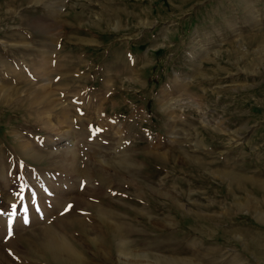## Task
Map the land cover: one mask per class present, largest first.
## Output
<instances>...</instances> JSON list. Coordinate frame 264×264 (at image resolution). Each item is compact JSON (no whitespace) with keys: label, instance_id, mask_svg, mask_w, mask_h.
Listing matches in <instances>:
<instances>
[{"label":"rangeland","instance_id":"obj_1","mask_svg":"<svg viewBox=\"0 0 264 264\" xmlns=\"http://www.w3.org/2000/svg\"><path fill=\"white\" fill-rule=\"evenodd\" d=\"M0 264H264V0H0Z\"/></svg>","mask_w":264,"mask_h":264},{"label":"bare ground","instance_id":"obj_2","mask_svg":"<svg viewBox=\"0 0 264 264\" xmlns=\"http://www.w3.org/2000/svg\"><path fill=\"white\" fill-rule=\"evenodd\" d=\"M5 198V197H4ZM8 198V197H7ZM6 198V199H7ZM65 252H67L68 253V256H69V258H72V252L71 251H69V249L68 248H65Z\"/></svg>","mask_w":264,"mask_h":264},{"label":"snow or ice","instance_id":"obj_3","mask_svg":"<svg viewBox=\"0 0 264 264\" xmlns=\"http://www.w3.org/2000/svg\"><path fill=\"white\" fill-rule=\"evenodd\" d=\"M13 207H15V206H13Z\"/></svg>","mask_w":264,"mask_h":264}]
</instances>
